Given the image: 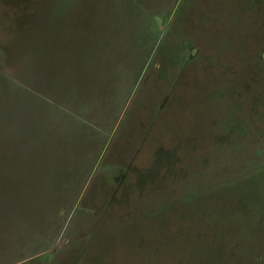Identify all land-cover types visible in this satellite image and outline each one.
I'll return each mask as SVG.
<instances>
[{
  "label": "rangeland",
  "instance_id": "obj_1",
  "mask_svg": "<svg viewBox=\"0 0 264 264\" xmlns=\"http://www.w3.org/2000/svg\"><path fill=\"white\" fill-rule=\"evenodd\" d=\"M0 264H264V0H0Z\"/></svg>",
  "mask_w": 264,
  "mask_h": 264
}]
</instances>
